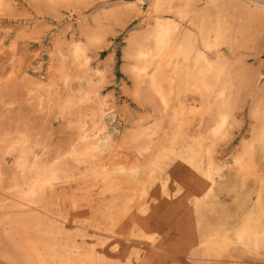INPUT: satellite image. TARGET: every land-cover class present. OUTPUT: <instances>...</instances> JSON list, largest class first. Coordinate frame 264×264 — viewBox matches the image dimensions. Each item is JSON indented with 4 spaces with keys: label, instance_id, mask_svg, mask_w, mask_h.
<instances>
[{
    "label": "bare ground",
    "instance_id": "bare-ground-1",
    "mask_svg": "<svg viewBox=\"0 0 264 264\" xmlns=\"http://www.w3.org/2000/svg\"><path fill=\"white\" fill-rule=\"evenodd\" d=\"M27 1L60 17L62 9H76L94 0ZM238 1L119 0L112 4L105 0L95 9L91 21L79 15V33L63 43L71 64L77 65L76 72L89 82L90 91L80 88L62 110L63 119H67L75 134L69 146L46 160L44 153L37 151V143L24 134H19L17 141L8 136L0 139V264H138L144 259L147 245L154 243L138 227V233L132 234V244L120 250L124 239L116 224L104 229L80 221L71 223L68 217L56 218L44 206L45 194L55 182L75 179L72 162L80 166L87 155L99 157L103 153L102 138L110 133L107 104L97 90L94 75L101 78L104 73L96 70L92 75L88 52L106 41L113 24H121L132 14H140L142 22L128 34L123 56L133 80L135 99H156L157 108L165 111L170 90L176 88V93L184 98L181 115L201 116V159L209 155L208 161L215 160L214 147L226 144L233 135L239 124L238 112L247 106L251 141L242 143L241 151L233 156L234 163L250 173L256 166L258 147L264 159V74L248 67L243 54L264 33V2ZM12 11L9 0H0V13ZM184 21L186 27L182 30ZM61 40H56L58 48L63 46ZM91 94L99 100L96 112L85 106ZM158 126L135 133L133 142L140 154L152 145L153 136L160 131ZM170 139L175 143L184 141L183 130L172 132ZM5 156H11L14 162V173L7 183L2 166ZM127 158L120 150L108 162L96 164L100 169L96 170L100 190L96 196L87 194L84 199L72 196V209L88 206L94 196L101 202L111 198L114 182L108 180L109 163L117 165ZM261 186L256 207L264 204V183ZM200 230V237L192 240L191 247H195V254L200 251L207 264L213 262L210 258L214 252L230 253L235 244L258 253L264 248V208L251 211L236 229H217L206 224ZM141 242L147 243L146 247ZM156 248L164 250L163 245Z\"/></svg>",
    "mask_w": 264,
    "mask_h": 264
},
{
    "label": "rangeland",
    "instance_id": "rangeland-1",
    "mask_svg": "<svg viewBox=\"0 0 264 264\" xmlns=\"http://www.w3.org/2000/svg\"><path fill=\"white\" fill-rule=\"evenodd\" d=\"M108 1L113 4L119 0ZM9 2L13 13H0V139L8 136L17 141L19 134H24L37 143L43 158L50 160L65 151L75 136L67 119H63L62 110L80 88L90 91L89 82L78 75L77 65L67 57L63 42L79 33V15L91 21L95 9L105 0H94L76 9L64 8L60 17L47 13L44 7L37 9L27 0ZM141 22L140 14H132L109 28L105 42L90 48L92 75L96 70L104 73L102 79L94 75V83L107 104L110 133L102 138V155H87L81 167L72 162L75 179L55 182L45 194L44 206L56 218L62 220L65 216L71 223L80 221L104 229L116 224L117 230L122 231L120 238L124 239L120 250L132 244V234L138 233L139 227L154 243L147 245L144 259L138 264H207L200 251L195 254V247H191L192 240L201 235V226L236 229L251 211L264 208L262 203L255 206L264 183L263 152L257 148L256 166L250 173L234 163L233 156L241 151L242 143L251 141L247 106L238 112L239 128L235 127L226 144L214 147L215 160L208 161L209 155L201 159V116L181 115L184 98L176 93V88L170 90L165 111L157 108L156 99H135L123 54L128 34L139 28ZM180 27L184 30L186 22ZM58 38L62 39L61 48L56 46ZM243 54L248 67L264 74V33ZM96 96L91 94L85 104L95 112L99 109ZM156 124L160 131L142 155L133 137L139 130L148 131ZM180 129L184 141H170L171 133ZM120 150L128 158L108 166V180L114 182L113 196L105 202L98 201L95 193L101 182L96 164L108 162ZM3 162L7 183L14 173V162L11 156H5ZM87 194L95 195V200L88 206L72 209L70 198L82 199ZM144 244L147 243L140 245ZM158 245H163L164 250L157 249ZM229 252H214L210 258L213 262L208 264H264V248L254 253L235 244Z\"/></svg>",
    "mask_w": 264,
    "mask_h": 264
}]
</instances>
